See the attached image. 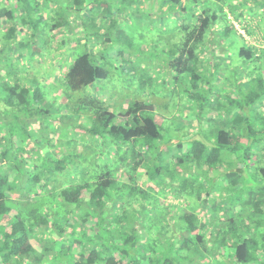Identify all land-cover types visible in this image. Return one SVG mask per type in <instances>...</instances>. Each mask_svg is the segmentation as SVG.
<instances>
[{
	"label": "trees",
	"instance_id": "1",
	"mask_svg": "<svg viewBox=\"0 0 264 264\" xmlns=\"http://www.w3.org/2000/svg\"><path fill=\"white\" fill-rule=\"evenodd\" d=\"M73 4L74 12H58L59 18H52L55 12L44 16L57 20L43 27L42 17L34 15L26 0H0V66L5 67L0 68V264H264V185L225 210L224 206L202 207L200 215L178 210L164 224L158 223L156 214L164 203L160 190L168 203L163 206L166 213L174 207L172 198L178 196L168 183L157 180L140 191L147 197L159 195L154 207L125 208L112 203L115 187L123 185L121 174L146 168L148 151L153 152V160L163 156L167 146L161 140L167 118L157 114L155 103L137 95L116 112L86 91L97 80L109 77L107 66L114 65V58L115 64L121 61L115 67L130 76L131 90L150 89L152 94L171 81L180 105L189 111L198 105L196 117L200 118L205 113L202 102L216 86V55L232 64L238 54L242 69L249 68L247 78L232 82L234 90L256 82L251 76L256 71L264 76V0H74ZM144 17L150 23L157 18L165 29L154 36L159 50L148 51L157 55L150 59L137 55L133 61L135 52L145 51L131 36ZM10 47L13 56L8 59L4 54L11 52ZM24 51L50 57L43 62L42 75L47 74L49 81L46 90L34 80L32 85L22 84L18 74L7 67L16 53L21 59ZM70 107L75 114L69 115L76 117V123L61 118L68 115L63 109ZM41 116L56 121L45 127V141L38 146L31 145L30 139L17 141L18 133L24 132L17 121L33 123ZM85 117L86 123L80 121ZM238 118L235 124L244 120L242 115ZM180 130L177 127V133ZM78 136L84 140L97 137L102 145L113 142L116 152L125 154L116 162L106 158L102 164L96 159L90 162L89 157L82 160V151H71ZM236 139L222 129L211 148L205 136L176 140L180 154H170L175 161L171 173L190 172V168H177L187 162L203 165L207 173L220 169L222 149L230 147L234 152L239 146ZM160 141L165 145L161 149ZM43 145L50 148L49 153H43ZM115 163L117 167L111 169ZM237 169L227 172L236 187L243 171ZM259 170L264 178V166ZM156 173L162 175V169ZM132 176L124 184H130ZM35 182L48 185L49 193L42 194ZM186 184L183 179L181 187ZM50 196L48 205L25 208ZM242 203L250 205V214L244 213V207L239 211L237 206ZM56 216L62 224H55ZM50 228L61 237L60 251L50 247L41 234H50Z\"/></svg>",
	"mask_w": 264,
	"mask_h": 264
},
{
	"label": "rangeland",
	"instance_id": "2",
	"mask_svg": "<svg viewBox=\"0 0 264 264\" xmlns=\"http://www.w3.org/2000/svg\"><path fill=\"white\" fill-rule=\"evenodd\" d=\"M26 1L28 4H31L30 10L33 11L34 15H36V17H42L41 24L43 27H46L57 20V18L54 20H46L47 18L44 19V16H51L55 12L56 15H53L52 18H59L62 13H71L76 11L73 4L74 0ZM117 1L118 0H114L115 3H117ZM137 7H139L140 10L141 7ZM58 12H61V14H57ZM148 14L150 13H144L145 16H148ZM172 18L175 21V17L173 15ZM143 21L144 22L142 23L140 21V25L137 24L138 26L135 28L134 32L135 35L131 34L128 28L126 30L129 35L131 34V36L135 37L136 41L140 44V47L145 48L144 52H135V54H133L135 57H132L133 61L136 60L137 55H141V58L144 57L145 59L146 57L150 59L153 55H157V53L152 54L148 51L159 50L160 44L157 39L155 40L154 36H156L159 32H163L165 29V23L157 20V18H154L153 22L150 23L144 17ZM10 50V53L4 54L8 59L13 56V48H8V52ZM28 51L23 52L24 55L21 59L17 57L18 53H16L14 58L15 62L13 60V63H8L7 67L11 68L12 72H16L18 74L20 77L19 81H21L22 84L32 85L31 81L34 80L36 81L37 85L41 86V90L44 91L47 89L45 88V84H48L49 81L47 79V74H45V76L42 75L44 70L43 62H45L50 57H35L32 55V53L29 54ZM175 51L177 52V50ZM173 60L174 58L172 61ZM214 60L215 64L213 65L219 64L216 67H213V70H216L217 72V74L214 76V83H216V86L212 84V87L214 86V90H211L212 93H210V95L208 92L206 97L209 95V99L202 102L205 113L202 116L199 115L200 118L196 117L199 110L198 105L195 107L196 110L191 109L190 111L184 110V108L180 105L179 97L175 95L176 92L173 90L174 84L171 81L166 85V87H162L161 90L158 88L155 90L156 92L152 94L150 89L146 91L138 90V92H136L135 89L131 90L132 86L129 82L130 76L123 75L121 70L115 67L120 64L121 61L117 60V64H115L114 58V65L107 66L109 71H111L109 77L103 80L99 79L94 85L86 88V91L89 92L88 95L105 100L109 107L116 112H121L123 108L126 107V105L131 101L133 96L137 95V98L141 99L142 101L155 103L158 110L157 114L161 117L165 116L167 118L166 120L164 119L163 125L166 129V133L164 135V139L161 140L162 142H165V145L167 146V148L163 149L165 150L163 156L156 155V159L153 160V152L148 151V154H145V156H147V158L149 157L150 160L147 162L146 168H141L135 172L130 169L127 170L125 174H121V181L123 185L120 183L115 187L112 203L123 205L125 208L130 205H133L137 209H140L141 205L144 207H154L155 203H158L156 202V197L159 198V195L153 193L152 197H147L140 191H146L145 185L150 182H156L157 180H160V182L168 183L176 189L178 196H174L172 198L174 207L171 209V211L170 209L167 210V214L163 206L168 203L165 200V194L163 193V190H160V198H164L162 201V203H164L163 206L160 205L162 208L156 214L158 216V223L164 224L171 222L168 220L171 218L170 214H176L178 210L182 213V211L185 212L188 209L189 211L198 215H200L198 210L202 209V207L207 208L209 206L211 209L215 206H218L220 207L219 209H221V207L224 206L225 210L226 206L228 205H236V203H238V198L243 200L247 199L250 191L256 190L260 186L264 185V178L259 170V168L264 166V149L256 148L260 146L264 147V133L259 132L264 130V76L256 71V74H251L252 77L256 78V82L249 84L248 87L244 84L240 89L234 90V84L232 82L241 80V77L247 78L248 72L246 71H248L249 68L245 70L242 69V58L238 54L236 55V58H234V62H232V64H227L228 62L225 60L223 61L217 55L214 57ZM51 61L53 62L54 60L51 59ZM45 64L46 62L44 65ZM235 66L237 69L235 68L232 70ZM0 68L2 70L5 69L4 66H0ZM217 89H219V91ZM216 92H218L217 96L220 98H215L217 97ZM185 102H188V100L185 99ZM164 104L168 105V107H165ZM63 112L68 113V115L64 114L63 117H61L63 120L66 122L76 123V117L69 115L75 114L72 107L67 108V110L63 109ZM238 115H242V119L244 120L240 124H235V120L239 119ZM43 117L44 116H41V118H38V121L33 123H26L22 122V120H18L17 124L21 129H24V132L20 131V133H18L20 139L18 138L17 141L30 139L33 141L31 145L36 144L37 146L40 142L42 143L45 141L43 139L44 135H46L45 127H48L51 122L56 123V121L50 119L49 117H44L45 119ZM197 120H199L201 123H199ZM0 121L2 120L0 119ZM80 121L86 123V117ZM34 125L36 127H33ZM177 127H180V133H177ZM28 129L29 132H25ZM222 129L228 130L234 134L237 137L235 144L239 141V146L237 149L233 150L234 152H232L230 147L222 149L221 160L217 165V168L220 169H216V171L212 173H207L203 165L199 166L192 162H187L185 164H181L180 166L177 165V168H190V172H186V170H184L183 173L180 174L171 173V171L175 169V161H173L171 156L174 154H180L179 150L177 149L178 142H176V140H189L193 137L204 139L205 136L207 141H203H205L206 144L211 148L216 145V141ZM7 130L8 129L6 128L4 129L6 132ZM28 133L31 136L30 138L29 136L27 137ZM241 133H243V136H241ZM240 137H243L242 140L246 141H241L239 139ZM78 138L79 136L75 137L76 141L74 142V147L71 151H75V153L82 151L83 154L79 156L82 160H84L86 157H89L90 159L88 160L90 162L96 159L98 164H102L103 162L108 161L106 158H110V162H116L115 160L120 157V154H125V151L123 150L117 153L115 146H112L113 142L102 145L101 142L98 141L97 137H88L86 140ZM30 140H28V142H30ZM161 141L158 142L159 145L157 144L159 149H161L162 146H165L164 144L162 145ZM246 142L250 143L251 145H247ZM41 149L43 150L44 154L49 153L47 151L50 150V148L48 149L44 145L41 146ZM58 149L64 151L68 150V148L64 147H59ZM159 149L156 151V154L159 153ZM43 153L39 154L44 155ZM246 155H249L250 159H248ZM117 165L118 164L115 163L110 168L115 169ZM150 166L151 168H148ZM157 168L162 169V175H158L156 173ZM237 168H242L243 171L240 172L242 174V178L239 180V186L236 187L231 184L230 176L227 175V172L231 169H235L236 172H239L240 169ZM92 169L98 172L105 170L103 167H92ZM144 170L149 171V173L146 174ZM128 175H133V181L129 179L130 184L126 185L124 183L128 181ZM183 179L187 181L185 187H181ZM34 184H36L35 186L37 187V190L39 188L42 194L49 193L47 190L49 187L48 185L42 186L43 183L37 185V182ZM141 184H143V187L140 186ZM208 192L210 195L207 194ZM150 193L151 191H149V194ZM51 201V196L41 198V201L38 204L33 202L27 205L25 208L31 209L34 206L40 208L43 205L50 204ZM185 203H190V205H185ZM249 206L250 205L248 204L242 203L237 207L239 208V211H242V207H244L246 209L244 213L250 214L248 209ZM241 214L243 215L242 212ZM56 217L57 220L55 221V224H62L63 222H61L62 220L59 219V216ZM73 217L76 218V215H73ZM173 230L174 229H172V231L170 230V232H173ZM50 232V234H46V232H41V234L46 235L45 239L50 247H52L55 251H60L61 237L59 236V233L53 231L52 228H50Z\"/></svg>",
	"mask_w": 264,
	"mask_h": 264
},
{
	"label": "crops",
	"instance_id": "3",
	"mask_svg": "<svg viewBox=\"0 0 264 264\" xmlns=\"http://www.w3.org/2000/svg\"><path fill=\"white\" fill-rule=\"evenodd\" d=\"M211 228V225H210V227H209V229Z\"/></svg>",
	"mask_w": 264,
	"mask_h": 264
}]
</instances>
